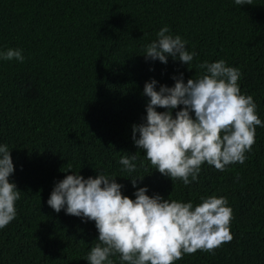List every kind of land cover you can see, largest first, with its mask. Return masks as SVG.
<instances>
[{
	"label": "trees",
	"instance_id": "16d2710c",
	"mask_svg": "<svg viewBox=\"0 0 264 264\" xmlns=\"http://www.w3.org/2000/svg\"><path fill=\"white\" fill-rule=\"evenodd\" d=\"M164 25L196 53L189 67L171 57L145 60L144 46ZM7 48L25 58L0 60V143L11 150L9 180L21 194L16 217L0 229V264H87L94 222L46 204L69 169L114 175L130 198L128 178L142 177L137 187L148 195L194 205L223 196L232 239L174 264H264V127H256L243 164L218 171L204 163L189 186L154 170L131 139V126L146 115L144 83L172 86L179 73L186 82L202 74L203 61L238 68L240 91L264 121V0H0V50ZM135 153L137 170L122 171L120 157Z\"/></svg>",
	"mask_w": 264,
	"mask_h": 264
},
{
	"label": "clouds",
	"instance_id": "9594fccd",
	"mask_svg": "<svg viewBox=\"0 0 264 264\" xmlns=\"http://www.w3.org/2000/svg\"><path fill=\"white\" fill-rule=\"evenodd\" d=\"M251 5L252 0H232ZM143 48L145 60L166 64L169 57L188 67L196 53L187 41L173 35L167 25ZM22 63L20 48L0 50V60ZM202 74L185 82L183 73L173 75L172 86L150 78L144 83L143 122L131 126V139L144 160L172 182L189 186L197 181L201 165L218 171L230 164H243L255 143L256 127L264 121L256 114L251 95L242 94L241 73L223 59L198 64ZM151 70V69H150ZM179 107L178 110H176ZM162 108L164 111H157ZM173 110H176L173 115ZM7 144L0 143V229L16 217L21 191L9 177L14 165ZM137 153V152H136ZM122 155L121 170H137V155ZM143 167V161H140ZM55 181L46 204L55 212L93 221L98 233L94 246L83 258L87 264H174L184 254L211 252L232 239V210L225 197H201L198 204L148 195L142 178H128L135 189L124 195L116 176L96 170L95 177L71 172ZM115 257V260L113 259Z\"/></svg>",
	"mask_w": 264,
	"mask_h": 264
}]
</instances>
